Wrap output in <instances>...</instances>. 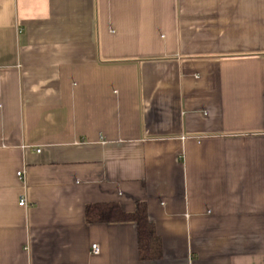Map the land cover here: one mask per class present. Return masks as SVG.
Instances as JSON below:
<instances>
[{
    "label": "crops",
    "instance_id": "obj_1",
    "mask_svg": "<svg viewBox=\"0 0 264 264\" xmlns=\"http://www.w3.org/2000/svg\"><path fill=\"white\" fill-rule=\"evenodd\" d=\"M0 264H264V0H0Z\"/></svg>",
    "mask_w": 264,
    "mask_h": 264
},
{
    "label": "trees",
    "instance_id": "obj_2",
    "mask_svg": "<svg viewBox=\"0 0 264 264\" xmlns=\"http://www.w3.org/2000/svg\"><path fill=\"white\" fill-rule=\"evenodd\" d=\"M83 216L88 223H133L137 227L136 242L139 259L151 261L161 257V239L154 223L148 217L145 202H136L132 212H125L116 202L91 203L85 206Z\"/></svg>",
    "mask_w": 264,
    "mask_h": 264
},
{
    "label": "built area",
    "instance_id": "obj_3",
    "mask_svg": "<svg viewBox=\"0 0 264 264\" xmlns=\"http://www.w3.org/2000/svg\"><path fill=\"white\" fill-rule=\"evenodd\" d=\"M38 150H39V149H38ZM38 150H37V151H38ZM22 175H23V173H22L21 171H18L16 177L21 178V177H23ZM24 204H25V200H24V199H20V201L18 202V205H20V206H24ZM90 253H91L92 255H97V254H99V246H98L97 243H92V244L90 245Z\"/></svg>",
    "mask_w": 264,
    "mask_h": 264
}]
</instances>
